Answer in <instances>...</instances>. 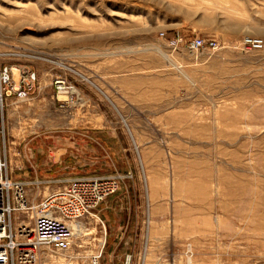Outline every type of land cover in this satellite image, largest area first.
Returning <instances> with one entry per match:
<instances>
[{"label":"rangeland","instance_id":"374dc122","mask_svg":"<svg viewBox=\"0 0 264 264\" xmlns=\"http://www.w3.org/2000/svg\"><path fill=\"white\" fill-rule=\"evenodd\" d=\"M1 68L37 76L3 108L32 204L69 179L119 182L104 229L97 212L68 223L46 264H264V0H0Z\"/></svg>","mask_w":264,"mask_h":264},{"label":"built area","instance_id":"2783aa9c","mask_svg":"<svg viewBox=\"0 0 264 264\" xmlns=\"http://www.w3.org/2000/svg\"><path fill=\"white\" fill-rule=\"evenodd\" d=\"M245 44L261 49L262 40L247 39ZM209 47L215 44L210 42ZM204 42L195 39L190 47L198 50ZM0 69V264H46L42 254L58 255L69 251L72 236L68 223L83 220L94 213L99 205L119 187L116 177H82L66 180L37 204H32L27 191L33 183L12 180L8 173L5 154L3 108L8 98L25 102L35 90L36 73L32 70ZM58 94L73 90L63 79H56ZM30 215L32 228L20 220ZM50 255V256H51ZM98 260V259H97ZM91 258L90 264H98Z\"/></svg>","mask_w":264,"mask_h":264},{"label":"crops","instance_id":"0c3cea01","mask_svg":"<svg viewBox=\"0 0 264 264\" xmlns=\"http://www.w3.org/2000/svg\"><path fill=\"white\" fill-rule=\"evenodd\" d=\"M110 201H105L103 202L102 204L99 205V207L94 211V212H97L95 214L99 215L100 217H98V219L100 220V222L102 223V220L103 218L105 217V214H104V210H106V207L109 205ZM86 219V218H85ZM84 220V219H83ZM85 221V220H84ZM83 221V222H84ZM86 224V222H84ZM103 225V229H104V224L102 223ZM126 232V230H125ZM110 244V243H109Z\"/></svg>","mask_w":264,"mask_h":264},{"label":"bare ground","instance_id":"6f19581e","mask_svg":"<svg viewBox=\"0 0 264 264\" xmlns=\"http://www.w3.org/2000/svg\"><path fill=\"white\" fill-rule=\"evenodd\" d=\"M13 72H14V74H15V79H16V73H17V71H16V69L15 68H13ZM70 229V228H69ZM98 230V229H97ZM99 231V237L101 238L100 239V241L98 242L99 243V245L101 246V247H103V245H104V243H105V238H104V235H103V231H102V229L101 230H98ZM70 232H71V236H72V241L74 240V232L70 229ZM50 258L51 259H55L56 257L55 256H53V255H51L50 256ZM91 258H95V260H97L98 259V257L97 256H95V255H93Z\"/></svg>","mask_w":264,"mask_h":264}]
</instances>
